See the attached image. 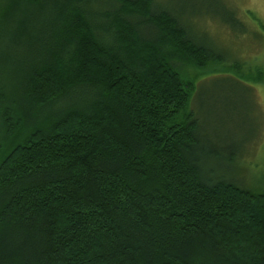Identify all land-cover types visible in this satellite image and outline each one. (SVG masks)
Masks as SVG:
<instances>
[{
	"label": "trees",
	"instance_id": "1",
	"mask_svg": "<svg viewBox=\"0 0 264 264\" xmlns=\"http://www.w3.org/2000/svg\"><path fill=\"white\" fill-rule=\"evenodd\" d=\"M182 16L0 0V264H264V192L199 155L189 104L223 57Z\"/></svg>",
	"mask_w": 264,
	"mask_h": 264
},
{
	"label": "rangeland",
	"instance_id": "2",
	"mask_svg": "<svg viewBox=\"0 0 264 264\" xmlns=\"http://www.w3.org/2000/svg\"><path fill=\"white\" fill-rule=\"evenodd\" d=\"M153 1L189 18L193 36L223 57L198 79L199 70L189 104L199 155H216L208 159L207 173L264 192V0ZM235 63L239 71L231 68Z\"/></svg>",
	"mask_w": 264,
	"mask_h": 264
}]
</instances>
